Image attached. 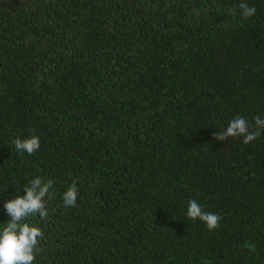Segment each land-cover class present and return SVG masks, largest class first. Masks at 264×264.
<instances>
[{"label": "trees", "instance_id": "1", "mask_svg": "<svg viewBox=\"0 0 264 264\" xmlns=\"http://www.w3.org/2000/svg\"><path fill=\"white\" fill-rule=\"evenodd\" d=\"M241 2L0 0V226L54 181L26 220L44 234L33 264H264V130L215 139L264 118V0L247 20Z\"/></svg>", "mask_w": 264, "mask_h": 264}, {"label": "clouds", "instance_id": "2", "mask_svg": "<svg viewBox=\"0 0 264 264\" xmlns=\"http://www.w3.org/2000/svg\"><path fill=\"white\" fill-rule=\"evenodd\" d=\"M239 9V15L245 20L257 14V8L254 5L250 6L244 0L239 4ZM251 127L246 118L237 116L228 123L227 130L223 129L215 136V139L223 142L229 138H243V143L247 145L255 141L264 130V118L255 117V130H250ZM14 147L18 152L31 155L40 149V139L38 136L25 140L18 138L15 140ZM53 189V180L43 181L37 177L25 186L24 195H16L15 198L3 204L10 219L0 226V264H33L39 250V241L43 239L44 234L40 228L30 225L26 220L37 214L41 218L48 215L47 203L54 198ZM78 195V188L73 183L62 194L64 207H75ZM186 215L193 221L203 222L208 231L217 229L221 219L215 213L205 212L195 200L189 201Z\"/></svg>", "mask_w": 264, "mask_h": 264}]
</instances>
